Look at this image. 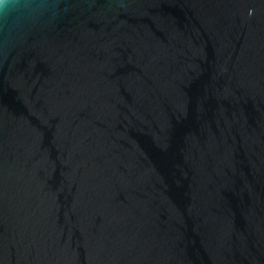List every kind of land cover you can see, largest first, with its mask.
I'll return each mask as SVG.
<instances>
[{
  "label": "water",
  "instance_id": "water-1",
  "mask_svg": "<svg viewBox=\"0 0 264 264\" xmlns=\"http://www.w3.org/2000/svg\"><path fill=\"white\" fill-rule=\"evenodd\" d=\"M0 29V264H264V0H44Z\"/></svg>",
  "mask_w": 264,
  "mask_h": 264
},
{
  "label": "clouds",
  "instance_id": "clouds-1",
  "mask_svg": "<svg viewBox=\"0 0 264 264\" xmlns=\"http://www.w3.org/2000/svg\"><path fill=\"white\" fill-rule=\"evenodd\" d=\"M46 13L54 16L55 5L44 0H0V29L18 30Z\"/></svg>",
  "mask_w": 264,
  "mask_h": 264
}]
</instances>
